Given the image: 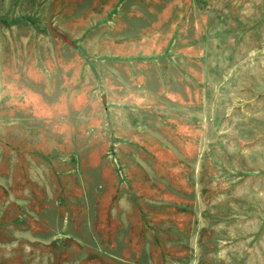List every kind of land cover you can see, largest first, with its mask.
Wrapping results in <instances>:
<instances>
[{
  "label": "rangeland",
  "instance_id": "374dc122",
  "mask_svg": "<svg viewBox=\"0 0 264 264\" xmlns=\"http://www.w3.org/2000/svg\"><path fill=\"white\" fill-rule=\"evenodd\" d=\"M0 264H264V0H0Z\"/></svg>",
  "mask_w": 264,
  "mask_h": 264
},
{
  "label": "water",
  "instance_id": "95a60500",
  "mask_svg": "<svg viewBox=\"0 0 264 264\" xmlns=\"http://www.w3.org/2000/svg\"><path fill=\"white\" fill-rule=\"evenodd\" d=\"M51 31H52V29H51Z\"/></svg>",
  "mask_w": 264,
  "mask_h": 264
}]
</instances>
